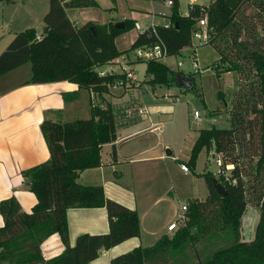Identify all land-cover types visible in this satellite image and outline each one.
Segmentation results:
<instances>
[{
  "label": "trees",
  "instance_id": "1",
  "mask_svg": "<svg viewBox=\"0 0 264 264\" xmlns=\"http://www.w3.org/2000/svg\"><path fill=\"white\" fill-rule=\"evenodd\" d=\"M93 5L95 0H47L40 38H35L33 27L14 32L0 51V75L28 62L30 75L25 83L29 84L66 80L98 95L110 87L125 86L122 72L99 75L95 67L119 56L114 38L132 27L133 21L124 19L122 28L109 21L76 26L67 16L66 8ZM177 5L178 0H171L167 23L138 32L129 47L157 42L167 55L186 48L195 27ZM206 20L211 28L207 44L218 56L213 68L234 71L236 81L227 102L229 126L199 129L186 168L192 170L198 151L210 147L220 155L223 166L232 167L226 176L201 174L204 199L187 200L183 223L170 235L164 233L149 246L115 255L109 264H191L193 260L196 264H264V0H210ZM143 62L147 82L168 85L175 81V74L162 61ZM72 97V93L62 94L63 100ZM39 129L48 158L20 171L35 203L25 212L13 195L0 199V264H86L102 250L138 236L135 210L106 198L100 184L76 181L79 171L99 165L100 146L115 139L111 108L90 103L88 117L68 122L43 119ZM243 160L252 162L246 179L240 167ZM214 179L226 189L223 196L215 192ZM247 195L256 201L258 218L253 238L240 241V217ZM210 205L214 208H207ZM89 207L105 208L107 232L81 233L69 245L66 209ZM52 233L58 235L63 249L43 259L39 244Z\"/></svg>",
  "mask_w": 264,
  "mask_h": 264
},
{
  "label": "crops",
  "instance_id": "2",
  "mask_svg": "<svg viewBox=\"0 0 264 264\" xmlns=\"http://www.w3.org/2000/svg\"><path fill=\"white\" fill-rule=\"evenodd\" d=\"M81 8L84 7L66 8L67 16L69 12H72L71 16L73 17L71 18L74 22L76 20L74 12L82 13L79 11ZM37 16V12L22 2L0 0V36L4 32L14 33L27 27H33L36 35H39L34 23H31L33 21H29ZM124 18L126 17H122L120 21H123ZM128 19L133 23L137 22L134 17L130 16ZM144 29L146 28L142 30ZM119 61H122L121 66L123 67L127 60H121L120 56H117L109 62V66H113L116 73L122 72V70L115 69L117 66L114 63ZM135 71L138 72V70ZM29 75L30 65L26 66V62L0 75V199L13 195L20 209L25 212L30 211L35 203V196L28 190L26 178L21 176L20 171L48 158V150L39 129V124L43 119L68 122L86 117L85 114L89 112L90 103L98 104L100 107L108 105L113 114L115 139L100 146L99 165L79 171L76 181L84 185L100 184L106 198L135 210L138 217L139 233L138 236L129 237L102 250L86 264H109V260L113 256L136 246H149L160 235L168 232L166 225L172 221V214L169 208H165V203H169L171 183L168 180L169 177L166 182L164 176L163 184L161 183L158 189L154 186L151 187V182L155 180V174H152L153 171L151 174L149 172L150 165H152L150 162H153L155 158L151 155L154 145H150V138H145V131L154 123L148 118V126L132 128L131 122L127 121L131 118L125 119V114H122L124 110L134 107L132 101L123 98L130 84L127 82L123 87H110L107 93L98 95L77 88L76 84L66 80L36 84L25 83ZM143 79L147 80L148 76H144ZM69 93L74 94V97L63 100L62 94ZM137 109L141 112L144 111L142 108ZM102 149H105V156H101ZM167 155L171 157L168 151ZM157 157L161 161L166 159L163 154H159ZM135 161L147 163L146 165L149 166L147 175H135L134 179L133 174L126 175L125 167ZM163 169V164L154 166V171L157 173H162ZM147 192L153 197L147 201V204L144 203L145 206H142L141 201L145 197L143 194ZM157 203H162L163 207L156 208ZM65 220L69 245H72L75 237L81 233L98 234L108 230L104 207L67 208ZM62 249L63 245L56 233H52L39 244V251L43 259L58 255Z\"/></svg>",
  "mask_w": 264,
  "mask_h": 264
},
{
  "label": "rangeland",
  "instance_id": "3",
  "mask_svg": "<svg viewBox=\"0 0 264 264\" xmlns=\"http://www.w3.org/2000/svg\"><path fill=\"white\" fill-rule=\"evenodd\" d=\"M13 1H16V3L22 2L38 13L37 18L33 17L29 21H33L31 23H34L36 32L40 35L43 27L41 16L47 9V0ZM209 1L178 0L177 8L181 15L188 13V16L192 18V24L196 28V21L201 17V13L194 7L189 10L188 5L189 3L207 5ZM95 2L96 5L81 8L82 10L79 11H82V13L75 11L74 17L76 20L74 22L71 18L73 17L71 16L72 12H69L68 17L71 18V22L76 26L87 20L92 23H107L109 21L114 24L119 22L122 17L128 19L131 16L143 29L164 24L168 20L170 10V4H167L165 0H95ZM136 32L139 31L132 26L120 32L114 38V44L117 50L120 51V59L127 60L126 63L124 62L123 67L121 66L122 61L114 63L117 66L115 69L122 70V72L128 69L133 70V72L138 70L135 73V80L126 81L130 84V87L125 91L123 97L127 101H132L134 107L124 110L125 112L123 111L122 114H125V119L127 117L131 118L127 121L131 122V124H128L132 125V128L137 129L148 126V118L154 123L145 131V138H150V145H154L153 150L151 149V155L155 158L153 162H150L152 165H150L149 172L151 174L153 171L152 174H155V180L151 182V187L154 186L158 189L164 176L166 182L167 177H169L168 180L171 183L170 199L169 203H165V208H169L172 221L178 226L184 220V212L181 211L180 206L186 204L188 199L200 201L204 199L206 187L201 174L210 172L214 178L218 177V166L214 163L216 154L212 147L207 151L204 148L198 151L192 170L188 168L186 172H183L179 168V164L182 163L188 167L187 160L190 148L199 129L209 126H229V106L227 102L236 81V73L234 71H223V69L216 72L213 68L218 57L215 50L209 44H199L194 37H191L193 54L190 50H183L160 59L172 73L190 76L191 88L188 89L186 86L178 85L175 81H170L168 85L151 84L143 79L144 76H147L144 73V62L137 59L134 49L129 47ZM12 35L13 33L7 31L0 36L1 50L12 38ZM192 57L197 61L196 69L190 66L189 61ZM178 61L181 62L180 66H177ZM109 65V63H106L100 67L101 69H108L111 67ZM26 66H29L28 62H26ZM223 67L224 65H220V68ZM240 82H243V80H240ZM219 93L222 99L219 97ZM137 108H142L144 111L138 112ZM193 110H197L199 113L200 121L198 123H195L192 119ZM85 115L88 117L89 112ZM167 151L170 152L171 157L167 155ZM159 154L165 155L166 159L164 161L159 160L157 157ZM101 156H105V149H102ZM146 164L143 161H135L127 165L125 167L127 169L126 175L133 174V179L135 175H147L149 166ZM162 164L164 165V172H155L154 166H161ZM240 167L243 170V178L246 179L247 174L252 171V162L243 160ZM229 168L231 167L226 168L225 174H227ZM148 192L143 194L145 197L141 201L142 206H145L144 203L147 204V201H150L153 197ZM161 207H163L162 203L156 204V208ZM207 208H214V206L210 205ZM257 218L258 207L256 201L247 195V202L240 217V241H250L253 238ZM171 233L166 232L168 235ZM190 263L196 264V261L193 260Z\"/></svg>",
  "mask_w": 264,
  "mask_h": 264
},
{
  "label": "built area",
  "instance_id": "4",
  "mask_svg": "<svg viewBox=\"0 0 264 264\" xmlns=\"http://www.w3.org/2000/svg\"><path fill=\"white\" fill-rule=\"evenodd\" d=\"M165 2L167 4H170L171 0H165ZM193 7L195 9H197V11H199V13H201V17L199 19H197V21H196L197 26L194 30H192L191 37H194L198 41L199 44H207L209 37H210L211 28L207 26L206 5L197 4V3H189L188 9L192 10ZM185 15L188 16V13H185ZM189 20L192 22L191 17H189ZM133 26L139 32L142 31V29L140 28V26L137 22H134ZM35 38L39 39L40 35H36ZM183 50H190L191 54H193L192 53L193 49H192V45H191V39H190V44L186 48L181 49L180 52ZM134 51H135L136 58L139 60H142V61L160 60L162 57L167 55L166 49L160 43H157V42L154 43L152 46L137 47L134 49ZM189 62H190L191 68H193V69L197 68V61L194 57H192ZM180 65H181V62L178 61L177 66H180ZM95 71L99 75L116 73L115 70H113V68H111V67H109L108 69H101L100 66H97V67H95ZM122 73L124 74V78L126 81L136 79L135 78V73H137L136 71L133 72V70L128 69L126 71H123ZM138 112H141V110H138ZM192 119L195 123H198L200 121L199 113L197 110H193ZM214 163L218 166V175L226 176L227 175V174H225L226 168L232 167L230 164H226L223 166L222 162H221V157L219 154L215 155ZM179 168L183 172L187 171L186 166L182 163L179 164ZM185 208H186V204H182L180 206L181 211H184ZM175 228H176V224L174 221H171L166 225V231H168V232H172Z\"/></svg>",
  "mask_w": 264,
  "mask_h": 264
},
{
  "label": "water",
  "instance_id": "5",
  "mask_svg": "<svg viewBox=\"0 0 264 264\" xmlns=\"http://www.w3.org/2000/svg\"><path fill=\"white\" fill-rule=\"evenodd\" d=\"M113 26L115 28H122L123 27V22L119 21L113 24ZM90 31L92 33H94L95 31V27L91 26L90 27ZM174 79L176 84L178 85H183L186 86L187 88L190 86V79L187 76L181 75V74H175L174 75ZM213 188L215 190V192L219 195V196H223L226 193V189L218 182L214 179L213 182Z\"/></svg>",
  "mask_w": 264,
  "mask_h": 264
}]
</instances>
